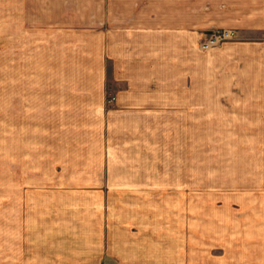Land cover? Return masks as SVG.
Returning a JSON list of instances; mask_svg holds the SVG:
<instances>
[{
    "label": "crops",
    "instance_id": "obj_1",
    "mask_svg": "<svg viewBox=\"0 0 264 264\" xmlns=\"http://www.w3.org/2000/svg\"><path fill=\"white\" fill-rule=\"evenodd\" d=\"M0 11L20 149L0 172V264H264V247L220 250L263 242L264 167L222 201L172 139L204 108L206 69L212 83L220 71L244 83L245 115L264 130V0H0ZM210 28L236 40L202 50Z\"/></svg>",
    "mask_w": 264,
    "mask_h": 264
},
{
    "label": "rangeland",
    "instance_id": "obj_2",
    "mask_svg": "<svg viewBox=\"0 0 264 264\" xmlns=\"http://www.w3.org/2000/svg\"><path fill=\"white\" fill-rule=\"evenodd\" d=\"M0 17H3L2 11H0ZM217 30H230L233 32V37L223 41L220 40L217 44L205 49L201 48V41H199L198 46L200 49L209 50L223 42L236 40V32L227 28H210L204 32V35ZM3 31V18H0V172L9 170L8 161H10L11 156L14 160L20 157V149L9 146L12 137H10V123L7 118V69ZM204 35L200 40L204 38ZM243 72L244 70L241 69V73ZM209 76L212 75L207 74L206 69L205 83L202 85L204 87L200 86L199 89V91L204 92V108H190L188 110V131H174L172 139L173 146L176 141L180 140L181 135L185 139V143L188 145V170L204 174V195L211 196L214 184H219L221 186V200L224 201L229 194L234 193L229 187L230 184H241L246 171H255L259 166L264 167V130H261L260 126L251 124V122L254 124L255 120L260 119L259 116L245 115V101L242 100L243 98L239 94L244 90V83H228L231 77L229 78L230 75L225 74L224 71L217 73L216 76L220 80L218 83H212V77ZM192 86L194 87L191 89L195 91L196 84ZM251 86V89L254 90L256 85H249V87ZM229 95H234V98H229ZM112 97L114 95L108 90L106 93L107 105L114 102V99L111 102L107 101ZM176 118L180 119V117H174V119ZM261 120H264V117H261ZM35 141L36 134L30 133V145L31 143L34 144ZM34 145L25 149L24 153L27 154L28 152L30 167L35 166L37 157L38 149ZM157 150V170L162 171L164 169L165 152L163 147L161 149L158 147ZM166 153H168V150ZM176 155H178V150L174 148L173 156ZM15 166L17 167L13 163V169H15ZM215 188H217L216 185ZM248 242H251V244ZM262 243L256 239H222L220 250L242 252L240 254L243 257V251L245 252L248 245L252 246L253 251L261 252V248L264 247V239ZM240 261L243 260H238L239 263Z\"/></svg>",
    "mask_w": 264,
    "mask_h": 264
},
{
    "label": "built area",
    "instance_id": "obj_3",
    "mask_svg": "<svg viewBox=\"0 0 264 264\" xmlns=\"http://www.w3.org/2000/svg\"><path fill=\"white\" fill-rule=\"evenodd\" d=\"M233 37V32L232 31H228V30H217V31H211L208 34L204 35V38L202 40H200V46L201 48L205 49L208 48L210 46H213L215 44H217L220 40H225V39H230ZM114 97L107 99V101L113 100Z\"/></svg>",
    "mask_w": 264,
    "mask_h": 264
}]
</instances>
